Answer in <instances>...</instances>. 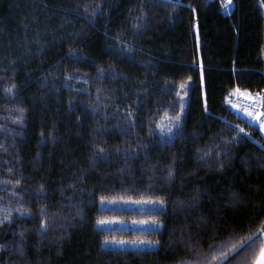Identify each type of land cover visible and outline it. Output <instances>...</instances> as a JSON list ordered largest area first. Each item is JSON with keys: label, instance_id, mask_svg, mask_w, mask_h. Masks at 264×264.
<instances>
[{"label": "trees", "instance_id": "trees-1", "mask_svg": "<svg viewBox=\"0 0 264 264\" xmlns=\"http://www.w3.org/2000/svg\"><path fill=\"white\" fill-rule=\"evenodd\" d=\"M235 94L264 107V0H0V264H255L264 139ZM124 203L149 207L101 208Z\"/></svg>", "mask_w": 264, "mask_h": 264}, {"label": "rangeland", "instance_id": "rangeland-1", "mask_svg": "<svg viewBox=\"0 0 264 264\" xmlns=\"http://www.w3.org/2000/svg\"><path fill=\"white\" fill-rule=\"evenodd\" d=\"M243 114V113H242ZM245 116V114H243ZM125 208V209H145L149 206L142 205L141 203H124L123 205L119 204H102L101 208ZM106 224H101L100 226H105ZM108 227V224L107 226ZM115 227L118 229H128L127 225L124 223H117L115 224ZM130 229H138V230H153L155 227H153L152 224H145V223H139L136 225H132L129 227ZM105 247H111V248H127V249H151L155 247L154 243H148V242H142V241H134V242H128V241H113V242H105Z\"/></svg>", "mask_w": 264, "mask_h": 264}, {"label": "built area", "instance_id": "built-area-1", "mask_svg": "<svg viewBox=\"0 0 264 264\" xmlns=\"http://www.w3.org/2000/svg\"><path fill=\"white\" fill-rule=\"evenodd\" d=\"M224 6L227 12H231L229 2L224 3ZM231 105L236 109L241 108L248 113H258L259 112L261 115L260 116L261 125H264V108L262 110L259 109V104H258L257 99L235 94L232 98ZM262 136L264 139V127H262Z\"/></svg>", "mask_w": 264, "mask_h": 264}, {"label": "snow or ice", "instance_id": "snow-or-ice-1", "mask_svg": "<svg viewBox=\"0 0 264 264\" xmlns=\"http://www.w3.org/2000/svg\"><path fill=\"white\" fill-rule=\"evenodd\" d=\"M8 91H11V89H9ZM261 126L264 127V125H261ZM169 131H171V129H169ZM98 223H105V221L101 220V221H98ZM261 259H262V264H264V250H262Z\"/></svg>", "mask_w": 264, "mask_h": 264}, {"label": "crops", "instance_id": "crops-1", "mask_svg": "<svg viewBox=\"0 0 264 264\" xmlns=\"http://www.w3.org/2000/svg\"><path fill=\"white\" fill-rule=\"evenodd\" d=\"M262 250H264V247ZM261 253H262V251H261ZM261 253H260L259 257L257 258L255 264H262Z\"/></svg>", "mask_w": 264, "mask_h": 264}, {"label": "bare ground", "instance_id": "bare-ground-1", "mask_svg": "<svg viewBox=\"0 0 264 264\" xmlns=\"http://www.w3.org/2000/svg\"><path fill=\"white\" fill-rule=\"evenodd\" d=\"M260 104V103H259ZM259 125H260V123H259ZM261 127V126H260Z\"/></svg>", "mask_w": 264, "mask_h": 264}, {"label": "water", "instance_id": "water-1", "mask_svg": "<svg viewBox=\"0 0 264 264\" xmlns=\"http://www.w3.org/2000/svg\"><path fill=\"white\" fill-rule=\"evenodd\" d=\"M258 116H259V115H258ZM258 116H257V117H258Z\"/></svg>", "mask_w": 264, "mask_h": 264}]
</instances>
